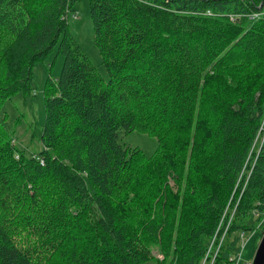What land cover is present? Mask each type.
I'll list each match as a JSON object with an SVG mask.
<instances>
[{
  "label": "trees",
  "instance_id": "trees-1",
  "mask_svg": "<svg viewBox=\"0 0 264 264\" xmlns=\"http://www.w3.org/2000/svg\"><path fill=\"white\" fill-rule=\"evenodd\" d=\"M80 1L0 0V104L32 92L56 46L63 58L43 86L42 149L0 121V264H200L264 117V19L205 13L264 0H88L105 75L65 19ZM134 131L157 139L152 155L119 143ZM253 211L264 147L215 264Z\"/></svg>",
  "mask_w": 264,
  "mask_h": 264
},
{
  "label": "rangeland",
  "instance_id": "rangeland-1",
  "mask_svg": "<svg viewBox=\"0 0 264 264\" xmlns=\"http://www.w3.org/2000/svg\"><path fill=\"white\" fill-rule=\"evenodd\" d=\"M68 23L70 32L83 52L94 65H99L100 71L105 75V69L100 65L101 56L94 44L93 24L89 14L88 0H82L75 4L74 12H70L68 15ZM62 64L63 58L58 54L56 46L43 62H38L33 67L32 92L27 95H15L10 100L0 104V121L16 140V146L25 150L28 155L37 154L42 149L40 135L45 120L43 86L49 75L52 77L60 75ZM119 143L125 147L139 148L148 156L157 149L155 137L138 131L128 134L121 132ZM249 223L254 225L255 230L245 232L244 241L246 243L240 264H252L264 234L263 216H254L249 220Z\"/></svg>",
  "mask_w": 264,
  "mask_h": 264
},
{
  "label": "built area",
  "instance_id": "built-area-1",
  "mask_svg": "<svg viewBox=\"0 0 264 264\" xmlns=\"http://www.w3.org/2000/svg\"><path fill=\"white\" fill-rule=\"evenodd\" d=\"M69 13L70 12H68V15ZM68 15L65 17L66 20H68ZM205 15L226 17L232 23H237L241 21L242 19H247L249 21H258V20L264 19V3L259 4L255 11H251L247 13H228V14L217 13V14H214L211 11H207ZM263 147H264V117L261 122L260 128L258 130L257 136L248 153L245 164L237 179V184L234 189V193L232 194L230 200L228 201L224 209V212L220 218V221L214 231L212 238L209 240L207 244V249L205 251V254L200 264H215L216 263V260L229 236L231 225L235 219V215L237 212L238 204L243 195L247 182L251 176L252 170L254 169L259 153L261 152ZM42 162L43 161H41V163ZM241 183H243L242 187H240ZM238 187L240 188V192L237 193V198L234 201L233 197ZM253 215L255 217L263 216V219H264V214L261 215L257 211H253ZM244 239H245V232H241L239 234V243H238L239 250L236 253H234L232 256H230L229 258L230 264H240V261L242 259V253H243V250L245 248V243H246ZM158 257L162 258L159 255Z\"/></svg>",
  "mask_w": 264,
  "mask_h": 264
},
{
  "label": "water",
  "instance_id": "water-1",
  "mask_svg": "<svg viewBox=\"0 0 264 264\" xmlns=\"http://www.w3.org/2000/svg\"><path fill=\"white\" fill-rule=\"evenodd\" d=\"M252 264H264V234L257 248Z\"/></svg>",
  "mask_w": 264,
  "mask_h": 264
}]
</instances>
